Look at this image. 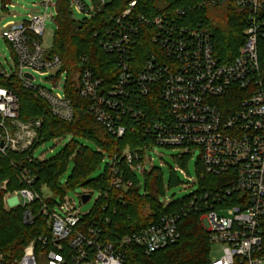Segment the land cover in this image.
I'll list each match as a JSON object with an SVG mask.
<instances>
[{"label":"built area","instance_id":"2783aa9c","mask_svg":"<svg viewBox=\"0 0 264 264\" xmlns=\"http://www.w3.org/2000/svg\"><path fill=\"white\" fill-rule=\"evenodd\" d=\"M69 1L72 11L76 9L83 20H91L111 2L90 0L88 5L83 0ZM0 2L4 11L14 7L10 0ZM57 2L47 0L42 6L46 12L56 7L57 16ZM205 5H232L245 14L244 43L234 59L223 60L218 55L212 33L203 21L182 23L186 19L184 10L153 18L136 17L137 2L133 1L112 19L113 27L102 41L107 53L118 56L121 73L117 82L107 88L90 69H84L79 95L92 102L89 112L113 136L125 135V121L129 118L149 138V143L137 150H126L120 160H108L111 189L126 191L133 187L132 180L120 170L121 160L130 172L143 175L153 162L147 158L148 153L156 147L180 150V160L198 149L205 173L225 177L230 183L219 192L207 191L205 198H230L232 202L225 209L206 212L202 218L210 243L223 247V257L212 258L209 264H264V259L257 256L262 249L264 225V75L259 56V43L264 40V0H202L200 7ZM28 17L25 22L4 26L3 37L15 55V71L10 73L0 60V77H15L25 89L47 102L54 117L72 121L74 110L65 94V83L60 86L66 75L61 73L62 60L50 55V50L37 40L45 33L48 15ZM143 37L151 39L154 48L139 64L134 54ZM36 75L57 83L55 88L61 92L35 85ZM154 94L164 108L156 113L154 121H149L144 101ZM41 125L40 121L20 122L19 98L0 87V159L9 152L30 150ZM21 179L28 187L8 192L6 199L28 208L24 213L27 225L36 219L29 207L39 201V212L46 218L49 234L32 240L20 259L0 254V264H125L128 247H138L144 255L151 256L180 239V215L170 214L144 230L124 236L117 244L108 243L98 223L87 221L94 209L82 214L66 196L62 203L50 206L47 198L32 188L35 179L28 171L21 174ZM7 185L8 181L4 182L1 189L6 191ZM98 194V200L111 197L106 190ZM84 195L91 199L92 193L81 195L82 204Z\"/></svg>","mask_w":264,"mask_h":264},{"label":"trees","instance_id":"16d2710c","mask_svg":"<svg viewBox=\"0 0 264 264\" xmlns=\"http://www.w3.org/2000/svg\"><path fill=\"white\" fill-rule=\"evenodd\" d=\"M133 1L137 2L134 10L136 17L153 18L182 9L186 12V19H182V23L203 21L211 31L216 51L223 60L234 59L244 43L246 17L232 5L200 7L202 0H111L106 8L91 20L77 21L73 17L70 1L58 0L55 20L57 32L50 55L58 56L62 60L61 73H66L64 90L73 106V120L63 121L54 117L47 102L37 93L25 89L15 77H0V87L9 89L19 98V121L27 124L38 121L42 123L35 145L30 150L21 154L9 152L0 159V254L11 260L20 259L25 247L32 240L49 234L46 218L39 212V201L29 207L36 217L32 225L24 223L27 207L18 206L8 210L4 206V198L8 192L28 187L21 179L25 170L35 179L32 188L42 196L44 187L50 188L62 199L68 191L78 187L97 192L108 191L111 194L110 199L97 200L94 211L87 220L88 223H98L103 238L108 243L117 244L124 236L156 224L165 215H180L178 243L151 256L144 255L138 247H128L124 253L125 264H209L212 260L213 245L209 241L202 218L206 212L225 209L232 202L230 198L220 201L206 199L205 193L227 189L230 187L228 179L206 174L199 161L198 191L181 201L164 204L161 202V196L164 194L163 174L157 169L142 175L143 184L139 175L130 172L121 160L120 170L125 178L134 183L133 187L126 191L111 189L112 175L108 161L103 174L93 178V174L105 160H120L126 150L135 151L149 143V138L141 131L139 124L129 118L125 121V135L122 138L113 136L89 112L92 102L79 95L80 75L84 69H90L95 78L102 80L107 88L117 82L121 73L118 56L107 53L103 49L102 41L106 31L113 27L112 19L127 10ZM211 12L216 14H210ZM142 40L144 42H140L134 54V61L139 64L145 61L154 48L151 39L143 37ZM259 56L264 75V40L259 43ZM144 104L149 121H154L152 119L157 117L156 113L164 108V103L156 94L148 97ZM66 136L73 139L58 157L48 161L34 158L33 152L40 145ZM75 138L89 140L95 148L80 145ZM74 153V171L66 186L60 187V179ZM186 159H181L182 165L186 163ZM6 181L7 190L3 191L1 186ZM170 185H175L173 176ZM191 202L195 205L191 206ZM46 203L50 206L57 204L53 198L46 199ZM104 207L108 208L104 210ZM262 235V249L257 256L264 259V225Z\"/></svg>","mask_w":264,"mask_h":264},{"label":"rangeland","instance_id":"374dc122","mask_svg":"<svg viewBox=\"0 0 264 264\" xmlns=\"http://www.w3.org/2000/svg\"><path fill=\"white\" fill-rule=\"evenodd\" d=\"M44 1L47 0H10L11 5H13L14 7H10L8 11H4L2 9V3L0 2V60L4 63L6 69L10 73L12 71H15V55L12 52L11 46L5 41L3 37L4 26L9 22L19 24L27 21L29 15H44L45 13H47L48 17L45 21V33L43 36L38 37L37 40L46 50H51L54 48V38L57 32V24L54 21V19L56 18V7H52L46 12L45 7L42 6ZM83 1H85L88 5H91L90 0ZM106 1L107 3H109L110 0ZM52 3L56 5V1H53ZM213 13L214 12H211L210 14ZM73 17L77 21H81L84 19V16L79 14L76 9H73ZM65 81L66 75L63 77L60 86H63V83H65ZM34 84L48 90L53 89L55 93L61 92L58 88H55L57 83L48 80L46 77L36 75V81L34 82ZM72 139L73 137L66 136L64 138L47 141L36 149L34 158L41 161H48L50 159L56 158L70 144ZM75 140L78 141L80 145L95 148L94 144L89 140H86L84 138H75ZM181 154L182 152L180 150H173L163 147H156L148 153L147 158L153 159L152 164H149L147 166L148 172L152 167L151 169H157L163 174L164 194L161 196L162 203L181 201L191 196L192 194H195L199 189L198 162L201 157L200 151L196 149L190 156L184 157L187 159L186 163H184L183 165L181 164V160L179 159ZM75 157V153L70 157L68 168L60 179V187H64L68 183L75 168ZM107 161L108 160H105L100 169L95 171V173L93 174V178H97L103 174ZM172 176L175 179V185L173 186L170 185ZM139 177L143 183V176L139 175ZM84 192L92 193V197L87 203L82 204L81 195ZM42 194L44 198L55 199L57 204H60L63 201V199L60 196L56 195L50 188L44 187L42 189ZM6 198L7 197L5 195L4 206L6 209L10 210L13 207H18L15 202L8 201ZM98 198L99 194L97 191H92L88 188L83 187H78L66 193V199L75 204V206L80 209L82 214L91 212L95 208ZM223 255V247L221 245H213L211 257L221 259Z\"/></svg>","mask_w":264,"mask_h":264},{"label":"water","instance_id":"95a60500","mask_svg":"<svg viewBox=\"0 0 264 264\" xmlns=\"http://www.w3.org/2000/svg\"><path fill=\"white\" fill-rule=\"evenodd\" d=\"M27 77H29V78H33V76L32 75H30V74H27ZM82 199H83V202L84 203H87L88 201H89V199H90V196L89 195H84L83 197H82Z\"/></svg>","mask_w":264,"mask_h":264}]
</instances>
